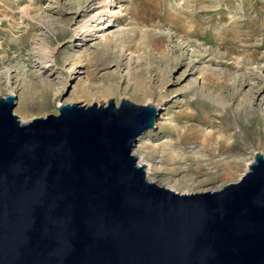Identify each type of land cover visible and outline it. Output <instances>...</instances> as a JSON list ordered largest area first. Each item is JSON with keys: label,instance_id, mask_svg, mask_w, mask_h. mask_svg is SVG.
Returning a JSON list of instances; mask_svg holds the SVG:
<instances>
[{"label": "rangeland", "instance_id": "1", "mask_svg": "<svg viewBox=\"0 0 264 264\" xmlns=\"http://www.w3.org/2000/svg\"><path fill=\"white\" fill-rule=\"evenodd\" d=\"M12 90L22 122L153 104L133 149L146 177L219 190L264 155V0H0V97Z\"/></svg>", "mask_w": 264, "mask_h": 264}, {"label": "water", "instance_id": "2", "mask_svg": "<svg viewBox=\"0 0 264 264\" xmlns=\"http://www.w3.org/2000/svg\"><path fill=\"white\" fill-rule=\"evenodd\" d=\"M0 97V264H264V155L219 190L148 181L153 104H59L22 122Z\"/></svg>", "mask_w": 264, "mask_h": 264}, {"label": "bare ground", "instance_id": "3", "mask_svg": "<svg viewBox=\"0 0 264 264\" xmlns=\"http://www.w3.org/2000/svg\"><path fill=\"white\" fill-rule=\"evenodd\" d=\"M48 70V69H47ZM10 93L11 94H14V96L16 97V94L13 92V90H12V92L10 91ZM155 106V105H154ZM156 107V106H155ZM198 114V113H197ZM194 116H197V115H194ZM200 116V115H199ZM202 117H200V119H201ZM189 120H191V121H195L196 122V118L195 117H191L190 116V119ZM202 123V122H201ZM207 136V135H206ZM138 141H139V139H138ZM205 148H206V146H205ZM206 150H208V149H206ZM210 151V150H209ZM208 151V152H209ZM133 154L135 155V157L137 158V161H138V164H142V159L140 158V157H138L137 155H136V151L135 152H133ZM144 165V164H143ZM151 170V166L150 165H148L147 167H146V175H147V177H148V173H149V171ZM148 179V181H150V179L149 178H147ZM151 182V181H150Z\"/></svg>", "mask_w": 264, "mask_h": 264}]
</instances>
